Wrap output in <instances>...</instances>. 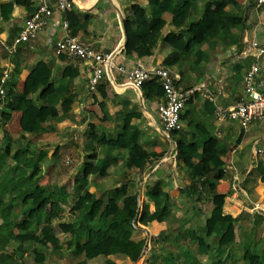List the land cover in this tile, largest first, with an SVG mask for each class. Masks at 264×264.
I'll return each instance as SVG.
<instances>
[{"label":"crops","instance_id":"obj_1","mask_svg":"<svg viewBox=\"0 0 264 264\" xmlns=\"http://www.w3.org/2000/svg\"><path fill=\"white\" fill-rule=\"evenodd\" d=\"M32 1L35 5L37 4L36 0ZM8 2L10 0H0V6ZM148 3L149 0H74L73 8L67 13L70 30L74 35L92 43L100 52L114 53L112 67L106 69V77L99 85L105 88V96L101 94L99 87L96 91L89 90L88 62L57 57L55 45L64 35L58 13L53 15L49 26L35 39L21 46L15 61L3 50L2 44L18 35L31 13L28 7L16 4L9 20L2 19L0 15V75L3 67L11 64L14 67L13 80L17 81V90L23 88L31 70L39 61H44L52 67L54 80L60 79L65 73L67 77L72 78L71 91L77 94L72 108L68 112L60 113L55 129L44 132L39 137L29 135L28 139H22L21 112L10 111L4 103H0V110L11 114L8 122L0 123V150L7 144L5 134L7 133L12 139V147L20 144L29 147L34 160L37 155H41V151L47 153L40 162L42 171L36 181L38 184L54 187L66 185L68 199L64 206V218L71 216L69 207L72 205L75 197L74 191H76L73 178L83 168L81 142L90 124H94L98 132L115 135L120 131L124 114L139 112L140 117L133 118L131 123L140 130V143L149 151L163 153L162 157L151 156L143 168H129L127 162L130 156L127 149L109 146L101 148L100 157L110 162L108 175L91 177L87 187L90 192L97 197H104L107 201L110 196L119 195L116 193L118 187L129 184L128 193H137L140 207L153 212L156 208L155 203L147 197L146 190L159 187L170 194L174 219L165 222L153 221L148 225L141 224V230L137 229L134 233L136 240L145 239L143 252L138 260L133 261L124 254H112L89 259L88 264H169L172 261L170 254L174 256L175 264L179 263L178 258L185 261L182 253L179 252L176 255L173 252L172 246L176 247L178 244L174 240L180 235L184 225L187 229H195L190 222L193 223L200 216L204 219L203 226L213 209L211 194L202 195L191 187L190 175L178 163L177 140L171 135L168 136L163 129L157 108L165 100L164 91L159 88L156 93L150 92L144 95L142 89L139 91L133 88H121L119 84L126 81V76L118 71L119 65L131 67L133 63H142L153 68L164 64L181 77L179 86L184 90H190L197 80H202L204 87L199 91L189 93L188 103L182 110V130L185 127L186 135H183L180 140L189 143L202 139V134L210 135V141L203 147L207 150L218 148L221 152L217 155V161L227 169L218 185L219 192L227 193L233 183L231 176L238 173L240 177L238 182L243 191L242 196L245 197L247 194L250 199L264 203V121L255 122L248 129H243L235 121L219 123L215 120L213 111L210 110L211 107L213 110L214 104L204 96L206 92L217 93L222 90L223 95L219 96L217 101L222 106L228 107L241 95L242 77L248 66V60L243 59L240 54L246 45V40H251L250 38L258 39L264 44V18L260 20V14L264 16V3L261 7H257L252 0H240L242 12L248 18L247 26L242 30L233 28L229 32H222L215 42L205 45L204 59L197 67L204 77L194 80H184L180 74L181 70L192 71L193 68L189 63L180 61L162 39L157 42L153 54L149 57L138 58L135 53L131 56L126 54L125 47H123L125 37L121 14L124 21L126 14L130 12H134L138 18L145 17L146 14L149 16ZM251 12L255 13L256 22L259 19L257 25L259 29L255 28L256 22L251 23ZM164 18L168 22L163 32L166 33L174 27L171 25V14H165ZM259 62L260 75L264 78V57L260 58ZM240 64L242 67H239ZM18 70L20 71L17 72ZM11 129H13L12 132ZM158 134L167 137L170 144L167 141L164 145L158 139ZM172 148L173 151H171ZM258 149L262 152L258 153ZM69 153L71 155L69 174L66 177L59 176L55 182H48V168L57 162H65L69 158L65 156ZM7 163H13L11 158H8ZM29 173L30 170L27 171V174ZM122 198L120 196L118 200L119 205L123 204ZM225 212L234 217L239 216L236 223L246 218L252 220L251 217L244 216L242 212H237L228 197L225 200ZM178 213L185 215L179 216ZM80 216L82 212L73 214L76 219H80L78 218ZM171 224L177 225L173 233L170 231ZM52 226L58 237V247L49 243L38 246L27 242L23 249H17L16 256L20 257L22 253H24L23 256L29 255L31 264H34L37 247V250L39 249L46 256L43 264L76 263L77 251L72 247L76 243L75 235L64 233L58 222L53 223ZM85 240L86 237L83 235L81 242ZM180 244H186L184 238L180 240ZM148 246L151 252H145ZM161 247L162 252L159 251ZM64 255L67 258H64Z\"/></svg>","mask_w":264,"mask_h":264},{"label":"trees","instance_id":"obj_2","mask_svg":"<svg viewBox=\"0 0 264 264\" xmlns=\"http://www.w3.org/2000/svg\"><path fill=\"white\" fill-rule=\"evenodd\" d=\"M16 4L28 7L31 15L36 10L32 0H10L0 6L2 19H10ZM148 9L150 14L145 17L138 18L134 12L126 14V54L131 56L135 53L138 58L149 57L157 42L162 39L180 61L189 63L192 68H197L203 61L205 45L215 42L222 32H229L233 28L244 29L248 21L242 12L240 0H149ZM167 13L172 15L171 25L174 28L163 33L168 24L164 18ZM25 43L27 42L20 45L19 51ZM17 55L18 53L8 56L15 61ZM183 72L181 70L180 74ZM13 75L14 70L11 80L6 84V96L0 95V103H4L10 111L21 112L22 139H28L29 135L39 137L42 133L55 129L60 113L68 112L77 96L71 91L72 78L65 73L60 79L54 80L52 67L44 61L34 65L21 90L16 89L17 81L13 80ZM159 88L162 89L160 79L156 77L146 81L141 89L147 95L150 92L156 93ZM99 89L105 96V88L100 86ZM210 110L214 112V107ZM10 117L9 112L0 110V123L8 122ZM135 117H140V113L124 114L120 131L115 135L98 132L94 124L88 126L81 142L83 168L73 178L76 191L69 207L71 216L67 219L64 218V206L68 199L66 185L54 187L41 185L36 181L42 171L40 162L47 153L41 151V155H37L34 160L29 147L21 144L12 147V139L5 133L7 144L0 150V173L12 177L2 183L4 188L6 185L12 186V190L8 195L3 194L4 188L0 190V249L3 250L0 264H19L24 253L20 257L15 253L18 248L23 249L27 242L38 246L49 243L58 247V237L52 226L55 222H58L64 233L75 235L76 243L71 244L77 251L74 264H88L89 259L100 255L124 254L133 261L140 258L145 239L136 240L134 233L137 229L141 230V224L174 219L170 194L159 187L148 188L146 195L154 201L156 207L153 212H149L145 207H140L137 193H128L129 184L118 187L116 193L119 195L110 196L107 201L87 189L91 177L108 175L110 162L100 157L102 147L127 149L130 156L127 162L129 168H143L151 156H163V153L145 149L140 143V130L131 123ZM171 136L175 139L173 134ZM210 139V135L202 134V139L198 141L187 143L177 140L179 165L187 170L194 190L202 195L211 194L213 209L199 231L187 229L184 225L174 241L178 243L176 247L184 259L190 260L191 264H201L205 256L209 264H232L236 262L233 261L234 258L230 263L231 259L227 260L225 254L237 241L236 221L239 216L234 217L225 212L227 193L218 190L225 175L224 167L217 161V155L221 151L218 148L207 150L203 147ZM19 141L22 143L21 139ZM8 158L13 163H7L8 167L5 168L3 165ZM66 162L70 164L71 159L68 158ZM120 196L123 197L122 205L118 203ZM76 212H82V216L78 217L80 219L73 217ZM249 213L244 211L243 215L251 217L256 228L244 242V259L253 263L260 256L258 264H264V247L260 254L258 250L263 237H255L258 236L257 225L262 224L264 215ZM133 221L138 224L137 228ZM83 235L86 237L85 242H81ZM182 238L186 241L185 245L180 244ZM192 240L197 244V253L191 250ZM12 242L18 243L14 254H3L8 253L7 247ZM35 255L34 264H43L46 256L37 247ZM170 258L172 261L169 264H175L172 254Z\"/></svg>","mask_w":264,"mask_h":264},{"label":"built area","instance_id":"obj_3","mask_svg":"<svg viewBox=\"0 0 264 264\" xmlns=\"http://www.w3.org/2000/svg\"><path fill=\"white\" fill-rule=\"evenodd\" d=\"M252 1L257 7L264 3V0ZM36 3V10L27 18L18 35L12 41L3 42V50L10 57L17 54L20 45L35 39L49 26L53 15L58 13L64 35L56 42L55 53L57 57L64 56L66 59L88 62L90 70L89 90L96 91L106 77V69L112 67L114 53L100 52L92 43L86 42L71 33L67 13L73 8L74 0H36ZM240 55L243 59L248 60V66L243 73V87L239 98L230 106L224 107L217 101L218 97L223 95L222 90L217 93L206 92L204 96L214 104L213 114L217 122L235 121L243 129H248L255 122L264 121V78L260 75L261 66L259 62V59L264 57V44L258 39L246 40V45ZM117 69L126 76V81L119 84L121 88L125 89L133 88L140 91L146 81L158 77L165 95V100L157 108L163 129L168 136L182 130V110L188 103L189 93L199 91L204 87L202 81L197 80L194 87L190 90H184L179 86L181 77L163 64L150 68L142 63H133L131 67L119 65ZM13 70L14 67L11 64L2 69L0 76V95L2 97L7 94L6 84L11 80ZM257 152L260 153L262 150L258 149ZM224 171L226 172L227 169L224 168ZM231 178L233 183L227 192V197L237 208L236 210L264 215L263 202L252 200L247 194L245 197L242 196L243 191L238 182L239 174L234 173ZM133 225L138 227L135 221H133Z\"/></svg>","mask_w":264,"mask_h":264},{"label":"rangeland","instance_id":"obj_4","mask_svg":"<svg viewBox=\"0 0 264 264\" xmlns=\"http://www.w3.org/2000/svg\"><path fill=\"white\" fill-rule=\"evenodd\" d=\"M202 9V8H201ZM254 12V11H253ZM261 15V19L260 20H263V18H264V16L262 15V14H260ZM248 17H249V14H248ZM251 23H255L256 22V20H255V13L253 14L252 12H251ZM249 17V18H250ZM258 18V17H257ZM258 22H259V19L257 20V22L255 23V28H257V29H259L258 27H257V25H258ZM251 40L253 39V38H250ZM183 77H184V80H186V79H191V80H194V79H196V78H203L204 76L202 75V73H201V71L198 69V68H193V70L191 71V70H186V71H184L183 72V74H181ZM200 81H202V80H200ZM184 130H185V127H184V129L183 130H181V131H179V132H177V133H174V138H175V140H178V139H180L183 135L185 136L186 134L184 133ZM13 131V129H11V132ZM14 134H16V132L14 133ZM19 136V135H18ZM158 139L160 140V141H162V143L165 145V144H167V141H169V139L167 138V137H164V136H162L161 134H158ZM169 144H170V141H169ZM170 146V145H169ZM68 151V150H67ZM171 151H173V148H172V150ZM67 157H69V158H71V155H70V153H69V155H67V156H65V158H67ZM7 161H8V159H6V164L5 165H3L5 168H7L8 167V164H7ZM71 168V165L70 164H67V162L65 161V162H63V161H61L60 163H55V164H53L52 166H50L49 168H48V171H47V173H48V182H55V181H57V178L59 177V176H63V177H66L69 173V171L71 170L70 169ZM184 171L186 172V169L184 168ZM10 178H12L11 176H8L7 174H5V173H0V190H1V188L3 189L4 188V184H2L3 182H5V180L6 179H10ZM5 190H4V192H3V194L4 195H8V193H9V191H11L12 190V186H9V185H6V187L4 188ZM232 204V206L235 208V209H237L235 206H234V204L233 203H231ZM237 212H239L240 213V211L239 210H237ZM243 213H244V211H242ZM242 213V214H243ZM177 215H179V216H183V215H185V214H180V213H178ZM244 221H239L238 223H237V233H238V238H237V241H236V243L233 245V246H231L229 249H228V251L226 252V254H225V257H227V260H229V259H231L229 262L230 263H232V258H234V260L233 261H236V262H233L232 264H258L259 263V257L257 256L256 257V259H255V261L253 262V263H248L247 262V260H245L244 259V255H245V251H244V249H243V245H244V242L246 241V239L248 238V235H250L251 236V234H252V232L254 231V229L256 228V226L254 227V222L251 220V219H249V218H246V219H243ZM174 222V221H173ZM176 223H179V222H176ZM204 223V219H203V217L202 216H200L199 217V219L198 220H195L193 223L192 222H190V224H191V226L193 225V227L195 228V229H197L198 231H199V228H200V226H202V224ZM176 224H171V229H170V231H171V233H173V229H175L176 228ZM258 226V230H257V232H258V236H255L256 238H260V237H263V240L261 241V245H260V247L258 248V250H259V254H260V251L262 250V248L264 247V223L262 222V224L261 225H257ZM140 234H141V231H140ZM16 246H18V243H10L9 245H8V247H7V250L6 251H8V253H6V252H4L3 254H14L13 252H15L16 251ZM188 246H189V244H188ZM191 246H192V252L194 253V252H196L197 253V249H198V247H197V244L196 243H193V240L191 241ZM170 248V247H169ZM172 250H173V252H175L176 253V255L179 253V249L178 248H176L175 246H172ZM151 252V250H150V246H148V248H147V250L145 249V252ZM159 251H161L162 252V247L160 248V250ZM219 251V249H217V251L216 252H218ZM2 252H3V250H1L0 249V254H2ZM16 254V253H15ZM149 255V254H148ZM64 258H67V256H63ZM63 258V259H64ZM178 260H179V263L178 264H191V261L189 260H185V261H182L181 260V258L179 259L178 258ZM68 261V260H67ZM69 262H66V264H68ZM19 264H31V258H30V256L28 255H26V256H24L23 258H22V262H20ZM50 264H52V262H50ZM201 264H209V261L207 260V258H206V256L204 257V258H202V263Z\"/></svg>","mask_w":264,"mask_h":264},{"label":"water","instance_id":"obj_5","mask_svg":"<svg viewBox=\"0 0 264 264\" xmlns=\"http://www.w3.org/2000/svg\"><path fill=\"white\" fill-rule=\"evenodd\" d=\"M121 24H122V28L124 31V37H125L123 47H125L128 37H127V31H126V24H125V21H124L122 14H121Z\"/></svg>","mask_w":264,"mask_h":264}]
</instances>
